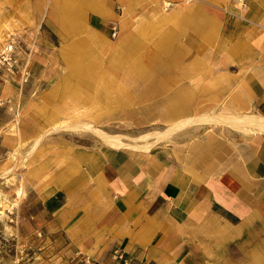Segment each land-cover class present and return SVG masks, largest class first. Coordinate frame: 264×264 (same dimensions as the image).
I'll list each match as a JSON object with an SVG mask.
<instances>
[{
	"label": "rangeland",
	"instance_id": "rangeland-1",
	"mask_svg": "<svg viewBox=\"0 0 264 264\" xmlns=\"http://www.w3.org/2000/svg\"><path fill=\"white\" fill-rule=\"evenodd\" d=\"M89 1L106 15L82 9ZM167 1L0 0V48L13 38L30 56L26 82L0 79V264H98L65 249L66 240L45 227L51 214L43 197L62 171L72 169L71 148L108 146L73 122L89 121L123 141H140L132 137L177 117H162L172 102L194 104V114L247 113L235 105V89L225 86L218 45L208 40L192 51L184 47L189 34L198 38L208 25L199 9L204 5ZM193 4L196 13L182 21L178 8ZM198 123H209V132L221 124L180 125L160 145H171L181 127ZM155 146L115 149L147 153ZM254 235L216 241L220 253L209 257L215 264H247L252 247L264 245V233Z\"/></svg>",
	"mask_w": 264,
	"mask_h": 264
},
{
	"label": "crops",
	"instance_id": "crops-1",
	"mask_svg": "<svg viewBox=\"0 0 264 264\" xmlns=\"http://www.w3.org/2000/svg\"><path fill=\"white\" fill-rule=\"evenodd\" d=\"M197 1L204 8L183 6L177 14L189 21L202 9L208 25L198 38L189 34L184 47L192 51L208 40L218 45L220 73L225 86L235 89V105L264 117V0ZM100 7L82 4L85 11L106 15ZM154 10L161 12V6ZM170 110L162 116H177L168 125L170 134L183 119L215 114H194L191 103L172 102ZM200 121L207 119L200 116ZM224 124L214 125L213 132L209 123L181 127L171 145L158 142L147 153L95 144L72 147V169L62 171L58 185L43 197L51 214L47 233H59L65 249L98 264H117L110 255L115 247L145 256L149 264H215L209 255L220 253L216 241L264 233V132L249 134ZM260 246L252 247L247 264H264Z\"/></svg>",
	"mask_w": 264,
	"mask_h": 264
},
{
	"label": "bare ground",
	"instance_id": "bare-ground-1",
	"mask_svg": "<svg viewBox=\"0 0 264 264\" xmlns=\"http://www.w3.org/2000/svg\"><path fill=\"white\" fill-rule=\"evenodd\" d=\"M88 8L91 10L95 9L93 6H89ZM100 9L101 7L99 8V10ZM203 117H206L207 121L209 122L226 123L232 127L238 128L239 131L243 130L249 134L255 131L264 132V117L255 115V114H247V113L241 114V113H232V112L231 113H215V114H205L204 113L203 115H201V119H203ZM193 120L200 121V117L186 118L180 121L179 124L183 125V124H188V122L192 123L194 122ZM71 125H76L77 127L79 126L81 128L83 127L90 128V131L94 135H98L102 139V141L109 147L112 146L114 148H120L124 146V147L144 149V150L145 149L147 150L153 145L157 144L158 142H161L164 139L169 138L171 135L170 133L172 129V125H170L163 129L162 128L155 129V130L148 131L146 133L143 132V134L141 135L132 137V139L140 140V141H130V140L123 141L121 136L110 134L106 132L105 130H102L101 128L95 126L92 122H89V121H79V122L75 121ZM43 135L44 133L41 134L37 140H35L36 141L35 144L38 143L37 141H39ZM35 144H33L31 152L33 148L35 147Z\"/></svg>",
	"mask_w": 264,
	"mask_h": 264
},
{
	"label": "built area",
	"instance_id": "built-area-1",
	"mask_svg": "<svg viewBox=\"0 0 264 264\" xmlns=\"http://www.w3.org/2000/svg\"><path fill=\"white\" fill-rule=\"evenodd\" d=\"M29 62V54H22L21 47L16 40L7 39L0 48V79L16 80L19 84L26 82L29 77ZM110 255L117 264H149L145 256L128 254L117 247ZM87 261H89L88 258Z\"/></svg>",
	"mask_w": 264,
	"mask_h": 264
}]
</instances>
